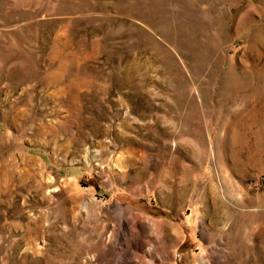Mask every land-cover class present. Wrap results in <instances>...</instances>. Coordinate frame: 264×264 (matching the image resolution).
<instances>
[{"label": "rangeland", "instance_id": "rangeland-1", "mask_svg": "<svg viewBox=\"0 0 264 264\" xmlns=\"http://www.w3.org/2000/svg\"><path fill=\"white\" fill-rule=\"evenodd\" d=\"M0 264H264V0H0Z\"/></svg>", "mask_w": 264, "mask_h": 264}, {"label": "bare ground", "instance_id": "bare-ground-1", "mask_svg": "<svg viewBox=\"0 0 264 264\" xmlns=\"http://www.w3.org/2000/svg\"><path fill=\"white\" fill-rule=\"evenodd\" d=\"M218 200V199H217Z\"/></svg>", "mask_w": 264, "mask_h": 264}]
</instances>
